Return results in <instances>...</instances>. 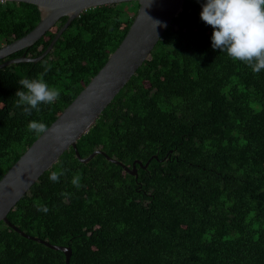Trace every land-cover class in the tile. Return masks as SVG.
<instances>
[{"label":"trees","instance_id":"obj_1","mask_svg":"<svg viewBox=\"0 0 264 264\" xmlns=\"http://www.w3.org/2000/svg\"><path fill=\"white\" fill-rule=\"evenodd\" d=\"M205 0H186L127 85L77 143L8 214L26 234L70 247V264H264V70L213 50V29L200 19ZM137 1L84 11L41 61L0 70V180L103 68L128 33ZM0 63L41 55L63 27ZM40 22L35 5L0 3V47ZM61 90L30 116L17 108L19 81ZM63 170L59 183L51 171ZM79 173L81 187L71 183ZM67 193L68 195H61ZM45 205L47 213L37 210ZM64 252L0 222V264H66Z\"/></svg>","mask_w":264,"mask_h":264},{"label":"water","instance_id":"obj_2","mask_svg":"<svg viewBox=\"0 0 264 264\" xmlns=\"http://www.w3.org/2000/svg\"><path fill=\"white\" fill-rule=\"evenodd\" d=\"M133 1L139 3V9L121 44L84 90L58 115L48 128L49 131L41 135L0 180V222H4L28 239L64 252L66 264H70L72 256L70 247L53 245L46 240L26 234L9 221L8 214L40 177L71 147L83 163H88L98 154H102L107 160L121 165L128 173L137 175L135 165L138 163L143 166L141 162L136 161L130 169L100 149L82 158L78 152L77 143L95 125L102 112L148 59L165 31L182 12L186 0H0V3L32 4L40 12V22L31 32L0 47V61L31 47L60 19L67 17L63 27L41 55L28 57L25 54L2 62L0 70L11 64L38 62L44 59L64 31L84 11L103 5ZM156 21L160 22L157 26L154 24ZM148 164L149 161L143 167L146 168Z\"/></svg>","mask_w":264,"mask_h":264},{"label":"clouds","instance_id":"obj_3","mask_svg":"<svg viewBox=\"0 0 264 264\" xmlns=\"http://www.w3.org/2000/svg\"><path fill=\"white\" fill-rule=\"evenodd\" d=\"M200 19L213 29V50L218 49L226 53L232 61L245 64L254 74L264 70V0H205ZM159 23L154 22L156 26ZM43 69L37 78H24L19 81L23 90L16 92L15 106L23 107L26 116H30L33 111L39 113L40 105H52L61 96L60 89L49 86L44 80V76L51 71V65L45 61ZM27 131L41 136L49 129L46 124L33 120L29 122ZM62 175L63 170L51 171L49 179L59 183ZM80 180L81 176L77 173L71 183L79 189ZM37 210L45 213L49 211L45 205L39 203Z\"/></svg>","mask_w":264,"mask_h":264}]
</instances>
